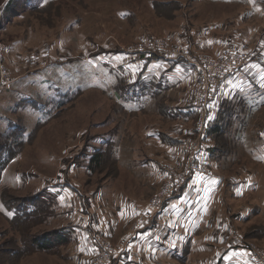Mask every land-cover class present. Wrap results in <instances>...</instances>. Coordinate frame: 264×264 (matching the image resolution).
Instances as JSON below:
<instances>
[{
	"label": "rangeland",
	"instance_id": "374dc122",
	"mask_svg": "<svg viewBox=\"0 0 264 264\" xmlns=\"http://www.w3.org/2000/svg\"><path fill=\"white\" fill-rule=\"evenodd\" d=\"M151 37L162 46L143 44ZM0 46V204L6 210L8 204L36 207L14 220L0 211V264H90L102 242L115 250L113 264L155 221L148 202L169 172L188 162L193 149L186 152L183 141L198 138L200 120L196 111L187 122L189 134L169 140V132L183 125L166 115L183 96L179 88L134 112L123 98L132 86L128 61L156 55L188 63L186 94L193 104L195 66L189 62L204 70L203 61L217 60L225 49L236 47L248 62L257 48L264 50V0H0ZM173 49L182 56L169 58ZM211 95L205 157L220 190L196 236L199 244L208 240L207 250L188 246L175 264H216L226 242L264 251V166L250 153L264 136V106L250 112L229 105L224 112L234 115L220 123L226 133L215 138L212 163ZM218 111L223 113L221 106ZM146 128L161 131L155 145L145 141ZM96 154L101 158L94 163ZM175 156L182 159L177 165L171 163ZM155 157L161 159L158 172L143 165L150 160L156 169ZM241 180L251 181L250 192L235 191ZM59 185L58 193L48 194ZM123 198L140 210L127 225L115 203ZM69 221L85 232L90 258H73L72 241L49 251L36 247L37 239L54 236Z\"/></svg>",
	"mask_w": 264,
	"mask_h": 264
},
{
	"label": "crops",
	"instance_id": "0c3cea01",
	"mask_svg": "<svg viewBox=\"0 0 264 264\" xmlns=\"http://www.w3.org/2000/svg\"><path fill=\"white\" fill-rule=\"evenodd\" d=\"M212 42V39L208 40L207 46L210 47ZM212 46L211 50L217 51L221 47V44ZM128 65L132 73V86L130 87L128 96L125 95L123 97L129 100L128 107L132 109L135 107L134 112L141 111L150 106V104H154L152 103L153 98L157 94L162 92L169 93L173 89L179 88L183 96L179 97L176 105L166 108V115L167 119L181 122L183 125L180 126V129L169 132L168 137L171 142H174L177 139L170 138L171 135H175L176 138V136L181 134H189L188 128L191 127L187 125V122L194 119V115L196 114L195 106L187 102L186 94L192 74L190 65L178 59H167L156 55L149 56L147 59L140 61H128ZM211 101L212 107H209V110H211L210 117L212 119L210 121L212 122V126L210 128L211 134L209 139L211 146L209 148V161L213 159L211 161L213 163L214 159H217L216 152L218 150L215 138L226 133V130L222 131L220 128V123L222 122L223 124L225 122L226 124V121L231 120L234 115L224 112L225 110H230L229 105L231 104L235 107L234 103H236L241 108L247 109L250 112L264 106V50L257 48L255 55L251 57V60L246 65L237 70L229 78L224 79L218 89L212 92ZM220 101L221 103H219ZM220 106L223 110L221 114L218 111ZM132 109L128 110L132 111ZM214 112L217 114H214ZM216 128L219 129V134L213 133ZM146 129H144L145 141L150 146L155 145L162 138L161 131L154 128ZM106 142L104 140L100 141L99 145H104ZM101 149L100 146L97 151L102 152ZM250 153L258 164L264 166L263 135L260 136V142L250 149ZM178 157L175 156V159L172 160L171 163L173 165L175 163L177 165L182 161ZM159 158L155 157L154 159L161 161ZM144 161L143 165L157 172L159 171L160 167L157 168L159 165L158 161L156 162L157 165H155L156 169L153 167L152 161ZM211 162L210 165H212ZM165 165L167 166V164ZM163 174L164 170L162 167L160 175L163 177ZM220 185L221 181L216 175H209L206 178L199 176L192 177L173 198L163 204L160 210L154 214L155 221L153 224L151 225L150 223L145 231L135 235V240L131 244L134 247L133 250L130 249V251L123 252L114 260L113 264H147L146 262L150 260L152 261L151 264H167L163 262L165 259L169 260L167 261L168 264H175L183 259L180 257L183 256V252L186 251L188 246L192 247L191 252L194 247H196L199 253L205 252L207 248L203 242H207L208 240L204 238L202 244H199L198 242L201 238H197L196 236L202 232L205 226V219L209 212L208 209L211 206L212 200L219 192ZM59 186L52 188L48 194H54L53 192L58 193L62 185ZM234 186L237 187L236 192L244 194L245 192H250L251 181L241 180L238 183L236 182ZM115 203L118 216L123 217L121 219L124 225H127L129 219L140 212L136 207L137 204L129 198H123L115 201ZM0 211H2L6 219L12 220L14 213L7 211L1 204ZM62 225L63 228L60 230H64L66 233V240L72 241L74 244L72 257L75 258L76 256L74 255L80 254L81 257L90 258L93 252L82 244L85 232L70 221L64 222ZM236 247L233 245L229 246L228 242H226L222 248L223 250L216 255V264H250L245 259V248L242 246L241 248ZM226 255H231V259L225 260L224 257Z\"/></svg>",
	"mask_w": 264,
	"mask_h": 264
},
{
	"label": "built area",
	"instance_id": "2783aa9c",
	"mask_svg": "<svg viewBox=\"0 0 264 264\" xmlns=\"http://www.w3.org/2000/svg\"><path fill=\"white\" fill-rule=\"evenodd\" d=\"M145 43L146 45L162 46V41L153 37L145 39L143 44ZM1 48L2 46H0ZM172 51H175V49L168 52L169 58L182 56L180 54L176 55ZM222 53L217 60H204V70H197L196 63L188 61L195 66L193 71L195 83L189 90V95L200 117L199 123H197L198 138L193 142L189 139L183 141L186 152L190 151V147H192L190 149H193L188 153L189 160L183 169L169 172L158 193L148 202L149 213H153L152 215L159 211L163 204L173 198L192 177H207L210 175L207 163L208 157H205L208 150L206 145L207 131L204 125L205 114L207 113L205 106L209 101L210 93L218 86L220 81L232 76L248 62V56L236 47L225 49ZM101 247V251L98 252L97 257L90 264H109L111 262L115 250L106 242H102ZM245 251V259L249 263L264 264V251L254 249L250 245L245 248Z\"/></svg>",
	"mask_w": 264,
	"mask_h": 264
},
{
	"label": "trees",
	"instance_id": "16d2710c",
	"mask_svg": "<svg viewBox=\"0 0 264 264\" xmlns=\"http://www.w3.org/2000/svg\"><path fill=\"white\" fill-rule=\"evenodd\" d=\"M219 129H215L214 130V134H219L218 133ZM211 132V129H209V134ZM101 156L96 154L95 158L93 157L92 161L95 163L97 162V160H100ZM7 211L13 212L16 211V213L14 214L12 220L14 219H20V218H27V215L32 214L33 211H35V206L27 203L24 205H20L18 204L17 206H11V205H6ZM30 211H32L30 213ZM14 213V212H13ZM55 235L50 236L48 238H41V239H37L35 242V245L37 248L41 249V250H46L49 251L50 249H52L55 246H58L60 244H63L66 242V233L64 232V230H58L56 231V233H54Z\"/></svg>",
	"mask_w": 264,
	"mask_h": 264
},
{
	"label": "snow or ice",
	"instance_id": "6c2138e0",
	"mask_svg": "<svg viewBox=\"0 0 264 264\" xmlns=\"http://www.w3.org/2000/svg\"><path fill=\"white\" fill-rule=\"evenodd\" d=\"M209 107H212V105H210ZM209 119H212V117H209ZM9 215H11V213H9ZM225 260L231 259V255H226L224 257Z\"/></svg>",
	"mask_w": 264,
	"mask_h": 264
}]
</instances>
